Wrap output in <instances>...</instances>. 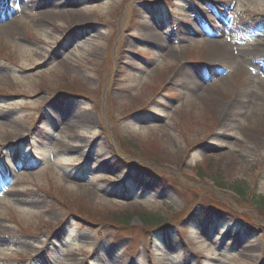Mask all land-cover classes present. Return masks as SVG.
<instances>
[{
	"label": "rangeland",
	"instance_id": "1",
	"mask_svg": "<svg viewBox=\"0 0 264 264\" xmlns=\"http://www.w3.org/2000/svg\"><path fill=\"white\" fill-rule=\"evenodd\" d=\"M5 163L0 264H264V0H0Z\"/></svg>",
	"mask_w": 264,
	"mask_h": 264
},
{
	"label": "trees",
	"instance_id": "2",
	"mask_svg": "<svg viewBox=\"0 0 264 264\" xmlns=\"http://www.w3.org/2000/svg\"><path fill=\"white\" fill-rule=\"evenodd\" d=\"M111 147V145L109 146V148ZM110 154L112 155L113 158H115V156L117 157V161H119L120 163H126V165H128V167H130L129 165L130 164H127V163H131L135 166H139V164L135 163L134 161L132 160H129V159H124L123 162L122 160L120 159L121 157L117 154L116 151H114L112 148H110ZM239 185H234V191L236 193V196L242 198L244 197V193L243 191H241L240 187H238ZM252 203L256 206H259L261 210L264 211V195H261L259 197H254L252 198ZM240 214V213H239ZM241 215V214H240ZM243 216V215H241ZM163 220V217H161L159 214L157 213H153V214H144L143 217H140L138 216V226H143V227H146L147 225H150V224H160ZM244 220V219H243ZM244 221H247V220H244ZM248 224V225H247ZM260 224V223H259ZM262 227V231L264 232V226H261ZM244 230L245 232L247 233H253L255 231L254 228L247 222L246 223V226L244 227Z\"/></svg>",
	"mask_w": 264,
	"mask_h": 264
}]
</instances>
